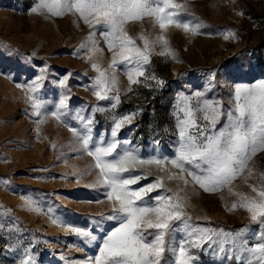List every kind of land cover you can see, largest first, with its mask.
<instances>
[{"label": "rangeland", "instance_id": "374dc122", "mask_svg": "<svg viewBox=\"0 0 264 264\" xmlns=\"http://www.w3.org/2000/svg\"><path fill=\"white\" fill-rule=\"evenodd\" d=\"M36 2L0 0V264H18L25 253L32 255L36 264H81L98 254L102 237L116 225L106 219L113 211L112 201L106 198L102 185L90 186L99 170L93 167L94 158L81 150L70 127L52 116L38 123L29 100L32 94L18 84L31 82L47 65L38 96L48 102L49 110L61 96H68V125L79 126L73 118L76 110L84 109L82 114L90 115L93 107L100 106L106 110L95 113L93 136L108 138L112 116L134 112L131 124L120 130L118 138L129 141L144 159L171 156L178 139V94L192 97L194 105V93L199 91L228 106L237 84L264 79V0H175L184 5L181 16L204 27L193 34L170 26L165 34L178 60L159 55L161 45L152 50L145 75L154 72L165 81L163 86L155 80L129 85L123 71L109 67L112 54L100 30L94 37L96 49H79L88 40L89 26L71 13H33L30 9ZM125 30L138 46L144 43L141 36L154 40L162 34L150 17L129 21ZM93 63L102 71L116 72L121 98L116 109L94 95L91 84L97 72ZM211 71L215 72L214 81ZM66 75L61 87L59 81ZM129 87L133 91H127ZM250 167L252 175L247 181L238 177L232 193L227 189L206 192L198 185H184L180 179L165 181V187L182 189L181 195L188 198L185 211L190 219L173 221L172 238L177 245L194 240L189 232L199 235L203 228L217 230L214 243L205 240L199 247L189 248L197 264H244L237 259L238 252L228 259L220 249L231 248L233 237L241 232L243 238L254 242L264 230L246 209L229 210L231 203L239 200L235 192L258 198V191L253 192L250 186L259 190L264 185L260 176L264 151L257 152ZM169 170L179 171L170 166ZM135 171L148 174L141 184L166 174L155 164L138 165ZM26 197L36 204L30 207ZM54 219L91 229L97 241L87 243L65 226L53 223ZM174 259L166 251L161 264Z\"/></svg>", "mask_w": 264, "mask_h": 264}, {"label": "snow or ice", "instance_id": "6c2138e0", "mask_svg": "<svg viewBox=\"0 0 264 264\" xmlns=\"http://www.w3.org/2000/svg\"><path fill=\"white\" fill-rule=\"evenodd\" d=\"M183 7L175 0H37L30 11L42 15H76L91 29L88 40L82 42L79 49L89 52L96 49L94 37L100 30L112 54L109 67L123 71L129 85L155 80L158 86H163L165 81L157 78L154 72L145 75L151 65L152 50L156 45H161L159 55L178 60L165 34L170 26L193 34H198L204 27L202 23H193L181 16L179 13ZM145 17L154 18L162 34L154 40L141 36L144 43L138 46L125 30V25ZM46 68L47 65L40 69L31 82L18 84V87L32 94L29 100L38 123L48 116L65 123L81 145V150L94 158L93 167L99 171L90 186L100 184L106 189V198L112 201L113 209L106 219L116 221V225L102 237L98 254L81 264H161L166 251L175 259L167 260L165 264H197L189 248L199 247L205 240L214 243L213 234L217 230L203 228L199 230V235L189 232V237L194 236V240H182L177 245L172 238L175 231L173 221L190 219L185 211L188 198L181 195L182 189L173 191L165 187V181L180 179L184 185L191 183L213 193L224 189L232 193L234 181L238 177L247 181L252 175L250 165L253 158L257 152L264 151V79L253 84H237L234 100L228 106L222 100L206 98L199 91L194 93V105L192 97L178 94L179 104L175 113L178 139L174 154L144 159L136 148L130 146L129 141L122 142L118 138L120 130L126 124H131L136 113L113 115L110 137L100 135L94 139V115L97 111L104 112L105 108L95 106L90 115H83L84 109L76 110L73 118L79 122L78 127L67 124L68 96H61L54 108L49 110L48 102L38 96V89L42 88L46 77ZM92 68L97 72L91 84L94 95L116 109L121 100L116 72L102 71L97 63H93ZM68 75L59 81L61 87L65 86ZM214 80L215 72L211 71V81ZM127 91L133 89L129 87ZM143 164H155L166 174L141 184L142 180H147L148 174L138 173L135 169ZM169 166L179 170L178 173L171 172ZM260 176L264 177V173H260ZM250 187L253 192L258 191V198L235 192L239 200L233 201L229 210L244 208L250 213L252 221L264 225V185L259 190L255 185ZM26 199L30 207L36 204L34 200ZM53 223L65 226L89 244L97 241L91 229L74 226L63 220L54 219ZM220 251L228 259L238 252L237 259L243 260L244 264H264V230L259 232L254 242L243 238L241 232L233 237L231 248L222 247ZM18 264L36 262L32 255L25 253Z\"/></svg>", "mask_w": 264, "mask_h": 264}, {"label": "trees", "instance_id": "16d2710c", "mask_svg": "<svg viewBox=\"0 0 264 264\" xmlns=\"http://www.w3.org/2000/svg\"><path fill=\"white\" fill-rule=\"evenodd\" d=\"M203 261L206 260L205 258L202 259ZM206 263L214 264L212 261H207Z\"/></svg>", "mask_w": 264, "mask_h": 264}]
</instances>
